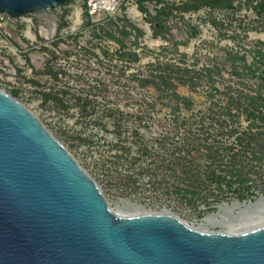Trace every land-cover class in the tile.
<instances>
[{"label":"rangeland","instance_id":"1","mask_svg":"<svg viewBox=\"0 0 264 264\" xmlns=\"http://www.w3.org/2000/svg\"><path fill=\"white\" fill-rule=\"evenodd\" d=\"M46 13L51 37L43 13H26L18 38L0 24V86L112 207L169 209L195 226L264 212V200L219 207L264 197V117L247 109L251 97L264 107V0H126L94 19L68 0Z\"/></svg>","mask_w":264,"mask_h":264},{"label":"water","instance_id":"2","mask_svg":"<svg viewBox=\"0 0 264 264\" xmlns=\"http://www.w3.org/2000/svg\"><path fill=\"white\" fill-rule=\"evenodd\" d=\"M66 1L0 0V12ZM0 264H264V222L207 230L160 210H114L95 176L0 86Z\"/></svg>","mask_w":264,"mask_h":264},{"label":"bare ground","instance_id":"3","mask_svg":"<svg viewBox=\"0 0 264 264\" xmlns=\"http://www.w3.org/2000/svg\"><path fill=\"white\" fill-rule=\"evenodd\" d=\"M80 10L81 9H78L76 11L77 12V19H79L78 16H79ZM132 10H133V13L135 15H139V11L135 7H133ZM43 16H44L45 20L42 22V25H43V28L41 27L42 28V32L47 37H51L53 35V33H54V30H55L56 16L54 14H50V13L48 14L46 12L43 13ZM4 25H5L6 31L10 35H12L15 38L19 37L17 35V26L16 25H14V24H12L10 22H6ZM28 33L32 37L34 36V34L29 31V27H28ZM263 200H264V197L260 198L258 201H255V202L250 201L248 203H242V204L239 203V202H234L232 204L223 203L219 207L221 209H225V211L226 210L227 211H231V209L234 208L235 206H242V207L244 206L246 208H250V207H255L256 205H259V203H261V201H263ZM112 208L114 210L118 211V212H122V213H126V214H137V213H143V212L150 211L148 209H145L143 207V205H141V204H139L137 202H130V201L124 200V199L122 200V202H120L118 204L117 207H112ZM161 211L174 214L169 209H162ZM174 215H176V214H174ZM214 216L215 215L209 216L210 218L209 217L205 218V221L203 223H201L198 227H201V228H204V229H207V230H212L207 225L221 224L222 228L220 230L242 231V230H246L248 228H252V227L258 226L259 224L264 222V212L260 213V214L259 213L255 214L254 211L253 212L251 211L246 216H244L242 218H239V219H236V220H232L231 222H223V223L221 222V220L219 218H215ZM219 216H221V215H219ZM177 217H179V216H177ZM184 221H186V220H184Z\"/></svg>","mask_w":264,"mask_h":264},{"label":"built area","instance_id":"4","mask_svg":"<svg viewBox=\"0 0 264 264\" xmlns=\"http://www.w3.org/2000/svg\"><path fill=\"white\" fill-rule=\"evenodd\" d=\"M124 1L126 0H86V13L89 17L94 19L97 16H99L103 11L115 10L117 7H120ZM133 7H135L138 11L139 9L135 5L129 7L130 12L133 15H135L132 10ZM26 15L27 14L25 13L19 16H12L6 12H0V24L3 23L5 24L6 22H10L16 25L18 29L19 23L22 22L21 20H23V18H26L25 17ZM135 16L141 17L140 11H139V15H135Z\"/></svg>","mask_w":264,"mask_h":264},{"label":"trees","instance_id":"5","mask_svg":"<svg viewBox=\"0 0 264 264\" xmlns=\"http://www.w3.org/2000/svg\"><path fill=\"white\" fill-rule=\"evenodd\" d=\"M263 79H264V77H263ZM237 100L240 103V98H238ZM255 102H256V100H255L254 97H251L249 99L248 104H247V109L249 110V113L252 114V115H255V116L261 114L264 117V107H259L258 108V106L255 105ZM250 133L252 135L256 134L255 131H251Z\"/></svg>","mask_w":264,"mask_h":264}]
</instances>
